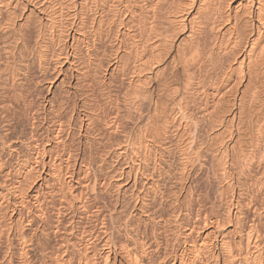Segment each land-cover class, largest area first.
I'll return each instance as SVG.
<instances>
[{
  "label": "bare ground",
  "instance_id": "bare-ground-1",
  "mask_svg": "<svg viewBox=\"0 0 264 264\" xmlns=\"http://www.w3.org/2000/svg\"><path fill=\"white\" fill-rule=\"evenodd\" d=\"M0 80V264H264V0H0Z\"/></svg>",
  "mask_w": 264,
  "mask_h": 264
},
{
  "label": "rangeland",
  "instance_id": "rangeland-1",
  "mask_svg": "<svg viewBox=\"0 0 264 264\" xmlns=\"http://www.w3.org/2000/svg\"><path fill=\"white\" fill-rule=\"evenodd\" d=\"M0 81H1V80H0ZM34 85H36V84H34ZM34 85H33V87H34ZM42 86H43V84H38V85L35 86L36 88L38 87L37 89L34 87V89H36V90H35V100H37V101H39V100H41V99L43 98V96H41V94H42V95H45V94H46L45 91H44V90H45V89H44L45 87H42ZM45 86H46V85H45ZM56 90H57L56 92H59L58 89H56ZM40 91H42V92H40ZM37 93H38V94H37ZM39 96H40V97H39ZM36 97H37V98H36ZM203 180L205 181V176L203 177Z\"/></svg>",
  "mask_w": 264,
  "mask_h": 264
}]
</instances>
